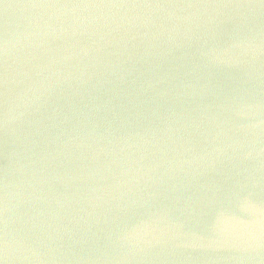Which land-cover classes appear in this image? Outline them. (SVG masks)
<instances>
[{
    "label": "water",
    "instance_id": "1",
    "mask_svg": "<svg viewBox=\"0 0 264 264\" xmlns=\"http://www.w3.org/2000/svg\"><path fill=\"white\" fill-rule=\"evenodd\" d=\"M0 264H264V0H0Z\"/></svg>",
    "mask_w": 264,
    "mask_h": 264
}]
</instances>
